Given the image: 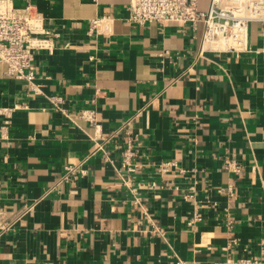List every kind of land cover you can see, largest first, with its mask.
I'll return each instance as SVG.
<instances>
[{
    "label": "crops",
    "instance_id": "1",
    "mask_svg": "<svg viewBox=\"0 0 264 264\" xmlns=\"http://www.w3.org/2000/svg\"><path fill=\"white\" fill-rule=\"evenodd\" d=\"M13 2L34 4L60 34L52 52L34 54L36 91L0 63V211L15 220L0 229V264H213L258 255L264 22L249 24L247 52L198 57L201 23L195 31L132 23L129 0ZM208 4L197 0L200 9ZM102 15L113 18L112 32L90 36L87 20ZM129 131L138 167L128 174L120 151ZM95 142L102 149L91 153ZM166 160L177 168L158 171ZM194 204L200 217L189 225Z\"/></svg>",
    "mask_w": 264,
    "mask_h": 264
},
{
    "label": "built area",
    "instance_id": "2",
    "mask_svg": "<svg viewBox=\"0 0 264 264\" xmlns=\"http://www.w3.org/2000/svg\"><path fill=\"white\" fill-rule=\"evenodd\" d=\"M126 10V19L137 24L180 22L195 31L201 23L198 57H203L206 51L247 52L249 24L264 22V0H209L206 9H200L197 0H129ZM112 21L109 15L88 19L86 32L90 36L109 35ZM59 31L34 4L26 2L16 5L13 0H0V63L5 65V74L26 80L29 87L36 91L37 85L32 83L35 78L32 65L34 54L39 50L52 52L56 48ZM49 99L53 108L66 113L61 96L52 95ZM135 139L134 134L127 132L124 148L120 151L121 161L128 174L134 173L138 167ZM101 149V143L95 142L91 153ZM225 167L233 168L227 160ZM157 168L164 172L176 169L177 164L173 160H166L161 161ZM64 169L67 173L76 170L73 166H65ZM194 207L195 212L187 221L189 225L200 217L197 204ZM28 209L29 206H24L16 212V219L21 218ZM14 223L15 220L6 222L4 212L0 211L1 230L10 228ZM213 264H264V247L261 246L256 256H226Z\"/></svg>",
    "mask_w": 264,
    "mask_h": 264
}]
</instances>
